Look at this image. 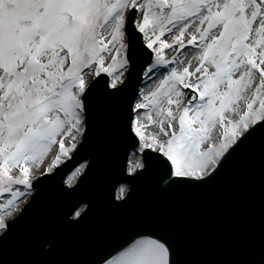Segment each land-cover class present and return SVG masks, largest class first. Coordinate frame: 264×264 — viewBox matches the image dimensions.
Returning a JSON list of instances; mask_svg holds the SVG:
<instances>
[{
    "label": "snow or ice",
    "instance_id": "6c2138e0",
    "mask_svg": "<svg viewBox=\"0 0 264 264\" xmlns=\"http://www.w3.org/2000/svg\"><path fill=\"white\" fill-rule=\"evenodd\" d=\"M101 136L114 209L148 180L207 189L259 139L260 258L186 260L188 231L159 216L78 264H264V0H0V264H20L10 248L46 186L42 254L91 216Z\"/></svg>",
    "mask_w": 264,
    "mask_h": 264
},
{
    "label": "water",
    "instance_id": "95a60500",
    "mask_svg": "<svg viewBox=\"0 0 264 264\" xmlns=\"http://www.w3.org/2000/svg\"><path fill=\"white\" fill-rule=\"evenodd\" d=\"M99 146L104 154L102 164L97 175L86 188L87 192L94 193L96 197V206L91 216L78 227L63 229V242L54 255L42 254L34 241V237L41 232L45 225L52 221L57 206V196L54 187L51 185L46 186L36 208L33 209L31 220L22 226L18 242L10 248L12 259L17 260L20 264H24V262H28V264H78L80 261L90 259L100 246L113 242L120 237L113 232V224H111L113 222V208L106 203L104 194V191L110 189L111 184L119 175L118 169H113L117 163V148L103 136L99 138ZM147 182L153 184V195L155 193L156 197L163 196L162 193L157 191L151 180L145 181L139 188ZM148 188L147 191L151 192V186ZM211 190H213L212 187L203 189L201 190L202 195L195 194V196L186 197L182 201L181 199L179 200L183 192L180 189L169 194V204L164 203L160 206L162 212L160 214L162 216L170 218L178 227L186 229L189 233L188 244L191 247L185 253L184 258L186 260L198 261L202 255L203 245L213 248L206 240L217 224L218 204L212 196H203L204 193L211 195L208 192ZM257 197H260V193ZM143 201H146L147 208H154L151 211L144 208L150 218L153 216V212L155 214V208L159 211L157 207V204H160L159 202L156 203V206L150 207L151 203L147 199H141V202ZM177 201L178 203L176 204H182L181 211L176 210L174 207L173 202ZM115 222L119 221L116 220ZM109 226H111L109 237L104 238ZM254 259L258 260L259 258Z\"/></svg>",
    "mask_w": 264,
    "mask_h": 264
}]
</instances>
